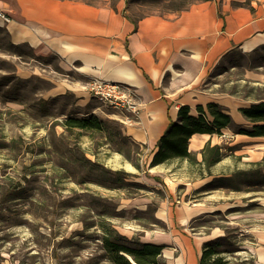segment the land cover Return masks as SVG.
I'll return each mask as SVG.
<instances>
[{"label":"rangeland","instance_id":"1","mask_svg":"<svg viewBox=\"0 0 264 264\" xmlns=\"http://www.w3.org/2000/svg\"><path fill=\"white\" fill-rule=\"evenodd\" d=\"M195 1L132 0L130 8L139 18L170 13ZM2 29L0 264H109L101 240L105 228L162 246L169 264L180 256L188 259L192 240L231 231L238 251L222 254L228 264H257L249 230L264 228V178L254 182L264 175V162L250 165L242 157L250 153L253 162L260 161L262 154L257 152L264 139L237 142L230 135L223 137V153L229 157L223 168L249 172L232 183L239 192L226 187L206 191L221 183L200 187L211 171L195 165L190 171L176 166L170 174L180 177L165 184L156 178L164 172H144L149 150L127 136L118 112L91 95L94 102L84 109L72 105L74 99L68 96L45 102L41 95L52 85L43 81L40 70L28 80L18 76L31 51L11 46ZM205 84L217 96L251 104L263 100L264 50L233 52ZM87 87L88 83L86 91ZM69 119H97L101 127H69ZM235 149L240 152L235 154ZM194 205L220 211L187 221L185 208ZM213 213L217 214L212 217Z\"/></svg>","mask_w":264,"mask_h":264},{"label":"crops","instance_id":"2","mask_svg":"<svg viewBox=\"0 0 264 264\" xmlns=\"http://www.w3.org/2000/svg\"><path fill=\"white\" fill-rule=\"evenodd\" d=\"M131 2L0 0V11L11 18L9 23L0 19V27L7 31L11 45L31 51L30 60L19 69L18 76L28 80L40 70L43 81L52 85L41 95L44 101L68 96L74 99L72 105L79 109L94 102L84 88L91 79L100 77L129 85L135 89L142 108L139 119L125 125V129L127 136L149 150L144 172H164L156 178L161 177L168 184L180 177L170 174L176 166H184L185 171H190L193 165L201 166L211 171L200 186L204 188L219 179L232 178L234 183L244 180L248 171L234 172L233 168H223L229 160L223 153V137L230 135L237 142H254L264 137L235 134L231 128L224 129L222 135L195 134L191 138L189 152L198 164H192L188 159H175L156 167H151L150 163L170 123L178 121L181 107L188 106L191 114L197 116L199 107L206 109L209 104H219L236 125L249 126L241 110L249 108L250 102L230 95L217 96L206 88L205 83L233 52L251 54L264 48V0H196L170 13L139 18L131 12ZM35 63L40 66L36 67ZM118 69L128 70L132 76L121 75ZM207 145L221 148L220 160L210 168H207L203 154ZM263 150L264 146L257 152L262 154L258 162L252 161L250 153L242 159L250 165L261 164L262 160L264 162ZM234 151L235 154L240 152ZM263 178L264 175H259L254 182ZM222 185L206 191H219L225 188ZM235 187L229 188L232 193L239 192L240 187ZM21 192L15 191L16 194ZM255 200L253 197L251 201ZM185 209L187 221L216 210L203 209L199 205ZM249 233L255 241L254 259L257 264H264V228L253 227ZM213 238L192 240L188 259L180 256L184 264H199L203 243ZM175 259L173 264H176Z\"/></svg>","mask_w":264,"mask_h":264},{"label":"trees","instance_id":"3","mask_svg":"<svg viewBox=\"0 0 264 264\" xmlns=\"http://www.w3.org/2000/svg\"><path fill=\"white\" fill-rule=\"evenodd\" d=\"M0 29L2 28L0 27ZM2 30L7 33L5 29ZM241 112L249 121L250 126L236 125L232 117L219 104H209L206 109L199 107L197 116L191 114V109L188 106L181 107L178 121L171 122L159 140L158 150L154 154L150 166L169 164L175 159H188L192 164H198L196 157L189 152L190 140L195 134L222 135L224 129L231 128L235 134L264 137V99L251 104L249 108L242 109ZM66 125L81 129H99L101 127L97 119L94 121L69 119ZM220 149L219 146H206L203 154L207 168L220 160ZM128 175L130 174L125 176L128 177ZM214 183H221L226 188H237L232 185L234 183L232 178L219 179L212 184ZM217 213H213L211 216L214 217ZM230 233L231 231H226L224 235L206 241L199 264H228L222 254L238 251ZM101 240L109 264H167L162 256L163 248L160 245L130 240L111 228L104 229ZM224 244L226 247L223 248Z\"/></svg>","mask_w":264,"mask_h":264},{"label":"built area","instance_id":"4","mask_svg":"<svg viewBox=\"0 0 264 264\" xmlns=\"http://www.w3.org/2000/svg\"><path fill=\"white\" fill-rule=\"evenodd\" d=\"M0 19L5 23L11 21L10 16L2 11ZM87 91L93 98L118 112L125 125L133 124L139 119L142 104L133 87L99 77L89 81Z\"/></svg>","mask_w":264,"mask_h":264},{"label":"bare ground","instance_id":"5","mask_svg":"<svg viewBox=\"0 0 264 264\" xmlns=\"http://www.w3.org/2000/svg\"><path fill=\"white\" fill-rule=\"evenodd\" d=\"M118 73L121 75H126L127 77H131V73L128 70H123V69H118ZM121 79H123V77H120ZM125 81H129V79H124ZM130 82V81H129ZM167 257L171 258V255L169 253H166ZM261 259H263V256H261ZM175 263L176 264H184L183 262V258L182 257H178L175 259Z\"/></svg>","mask_w":264,"mask_h":264}]
</instances>
